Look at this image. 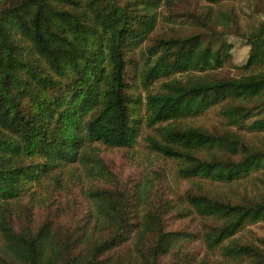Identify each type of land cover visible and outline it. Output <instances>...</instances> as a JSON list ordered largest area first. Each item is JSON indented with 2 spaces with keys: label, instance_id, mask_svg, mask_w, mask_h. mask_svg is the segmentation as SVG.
<instances>
[{
  "label": "trees",
  "instance_id": "obj_1",
  "mask_svg": "<svg viewBox=\"0 0 264 264\" xmlns=\"http://www.w3.org/2000/svg\"><path fill=\"white\" fill-rule=\"evenodd\" d=\"M240 1L199 0L192 31L159 34L181 0H0V264H264V238L238 237L264 198L205 187L264 172V144L234 129L264 132V115L248 123L264 108V2L246 0L243 26ZM216 109L227 127L184 123ZM144 128L189 183L174 199L156 171L124 184L102 157ZM76 188L86 211L70 218L55 192ZM176 216L197 228L170 230Z\"/></svg>",
  "mask_w": 264,
  "mask_h": 264
},
{
  "label": "rangeland",
  "instance_id": "obj_2",
  "mask_svg": "<svg viewBox=\"0 0 264 264\" xmlns=\"http://www.w3.org/2000/svg\"><path fill=\"white\" fill-rule=\"evenodd\" d=\"M264 2V0H262ZM199 0H181V4L177 6L174 10L173 15L169 16V12L165 11V16L162 19L158 27L159 34L161 33H176V32H187L192 31L193 24L189 17V13L194 11L197 7ZM246 0H241L240 2L233 4L235 10L242 18V25L246 26L254 20V16L250 12V8L245 4ZM245 4V5H244ZM256 20H259L257 17ZM229 40L234 43L233 49V62L235 65L244 64L248 56V47L245 42L240 38L230 36ZM264 115V108L256 114V117L249 121L252 123L255 119H259ZM185 124L197 127H205L207 129L213 128H225L227 127L224 123L219 110H211L205 115L200 117L189 119L184 122ZM241 135H243L249 141L254 142L256 145L264 144V132H249L245 129L238 130ZM151 134L148 129H143L141 136L138 138L136 145L132 149H116L101 147L102 157L105 159L107 164L120 178L121 183L133 184L135 181H139L146 173H152L155 176V171L157 172L156 177L164 179V183L159 181L156 183L157 191L160 192L164 189L165 196H170L175 198L174 194L181 193L189 187V183L180 178L176 174V169L178 164L160 157L156 153L152 152L146 143V137ZM206 190L211 193H216L227 197L231 200L239 201L243 198H264V172H257L253 177L245 182H241L233 185L225 184H207ZM171 189V190H170ZM40 194L44 193V188H39ZM51 197L50 195H48ZM55 196H59V200L65 202V210L70 218H81L85 213V204L83 203V197L80 195L79 189H74L73 193L65 194L55 192ZM54 196V197H55ZM52 203H55V199L51 197ZM169 220L168 225L170 230H187L196 229L198 225L197 218L194 217H180L176 216ZM240 239L244 242H257L258 239L264 238V222H258L247 225L241 233L238 235ZM201 250V247H200ZM205 253V252H204ZM209 264H218L220 257L217 255L208 254L207 255ZM239 264H249L248 262Z\"/></svg>",
  "mask_w": 264,
  "mask_h": 264
}]
</instances>
